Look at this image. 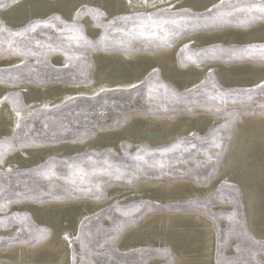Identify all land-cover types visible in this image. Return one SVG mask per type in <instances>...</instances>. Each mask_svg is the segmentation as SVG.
I'll return each mask as SVG.
<instances>
[{
  "label": "rangeland",
  "instance_id": "374dc122",
  "mask_svg": "<svg viewBox=\"0 0 264 264\" xmlns=\"http://www.w3.org/2000/svg\"><path fill=\"white\" fill-rule=\"evenodd\" d=\"M16 1L18 0H0V8L2 10L8 9L11 3ZM140 1L142 2V0ZM182 8L183 7L176 8L174 11H180ZM89 9L97 8L84 9L80 18L77 19L76 17L73 21H66L59 16H54L44 21H38L41 26L38 27L35 32H26L24 36H13L10 35V33L24 32L25 29L29 28L32 24L37 23V21L17 30H13L6 25L0 27L7 29V31H0V81H2L0 82V87L6 89L5 97L8 98L5 99L4 97L2 101L5 104L10 103L14 107L12 101L18 97L22 105L21 115L25 118L21 121V127L16 130L14 136L5 135L3 138H0V142L6 140L11 141L15 146L14 150L5 154L4 163L0 164V204H5L8 200L13 201V203L7 204L3 211H0V220L4 221V223L0 225V249L9 248L15 245H23L24 248L29 247L31 249H38L40 246H44V242L52 235L51 230L39 226L27 213H20V211L16 210L19 207L78 200H91L104 203L107 199L108 193L114 192L123 187L133 188L139 186L141 183L174 184L187 181H194L202 184L210 183V181L220 173V170L224 165L232 144L237 123L240 122L244 115H246L245 113L264 114V109L259 107L261 103H264V98L261 96L260 89H254L256 96L251 102H248L243 95L239 96L236 102H233L231 99L226 103H221L219 101L214 102L216 107L220 109L219 112H217L215 108L210 109L195 103H176L172 100L171 94L173 92L189 100L194 99L202 101L208 93L215 94L216 91L242 93L244 90L250 89L246 87H224L219 84L213 74L209 76L205 84H197L191 89L195 90L199 85V95H190L189 90L184 91L176 88L172 83L163 80L156 72H151L148 74L149 76L146 75L144 80L142 79L139 81L140 83L136 82L135 84H132L136 87L128 85L125 88L124 85H109L102 84L101 82H97L96 84L93 81L95 73L94 53H119L127 56H134L141 53L151 54L165 49H171L198 32L209 31H195L189 34H184L175 40L171 46L154 47L150 46L148 41L143 37H125L123 33L111 30L109 33L110 38L107 42L109 47L107 49L101 47L93 50H85L77 48L75 43L65 39V37L71 35L70 33H62L58 31V29L63 28L65 24L71 25L76 23L77 25L82 26L84 34L92 40L93 43H97L104 36V28L98 27L97 25L107 24L111 20L107 19L105 13L101 10L100 11L104 15L100 20L93 19L92 15L83 14ZM136 11L143 12L142 10ZM154 11L155 9L152 7L150 12ZM190 11L197 14L207 12ZM87 16H89L90 21L93 22V27L100 31V35L97 38L90 36L87 31L88 29L84 23ZM55 17H59L60 19L57 20ZM118 18L119 17L116 19ZM45 22H50L54 24L55 27H45ZM258 22L264 21H257L248 26H238L233 24L223 28H246ZM120 40H124V43H119ZM37 41H39V46L37 45ZM10 42H14L13 47L20 46L31 49L33 52L42 53V55L16 54L8 47ZM70 43L71 47H69ZM49 45L52 46L51 49H49ZM212 48L227 49L228 47ZM66 51L70 53L74 52L82 58L80 60L69 61L68 56L65 55ZM183 57L184 52L181 50L179 54V63L182 66L197 65L200 67H213L216 64L214 63L215 60L239 63H244L246 61L249 63L257 62V64L264 65V63L258 61H229L227 58L193 64L191 62H182ZM61 59L67 61V63L64 64L65 66ZM17 76L20 77V79H11V77ZM213 83L216 86L215 88H213ZM161 84L168 87L169 91L167 94L165 93V90L160 87ZM58 85L65 86L66 91H69L70 89V91L76 90L80 92L76 95L69 96L73 98L72 100H69V97H67L64 101L59 103L60 105L55 104L47 110L37 108L33 112V115L29 116V105L23 96L25 89L28 87L44 89L49 86ZM149 87L153 90L151 99L149 97ZM101 89H105V91H101ZM189 109H191V111H189ZM229 113L236 114L235 121L229 128L223 129L221 126L224 125L226 121L233 120V116H230ZM203 114L211 115L223 120L208 134L202 136L207 138L214 129L221 128V136L226 147L223 149L222 158L219 163L213 160L207 163V166L199 167V161L207 160V156L202 150L207 148V145H199L196 138H186L180 140L197 143L201 150H192L191 152L178 151L175 153L174 158L171 161L170 169L166 168L161 170L159 168L143 165V171H139L137 173V178L133 179L131 183H128L127 178L123 180H115L114 178L107 176H88L85 178L84 184L80 185V178L72 176V170L68 168V165L74 163L82 165L86 171L90 173L93 167V161L95 162L96 167H102L104 166V161L108 160L113 168L118 167L121 170L133 172L136 171L135 165L140 163L135 161L133 157L137 155L141 149L157 153L156 159H159V150L176 143L178 140L161 147L142 144L134 149L127 144L130 142L126 141L121 144L119 152L113 149L104 151L93 150L74 157L54 158L47 163L34 168H26L22 165L9 166L11 158L16 154L18 155L20 151L26 152V150H29L27 152H31L33 150H55L66 146L77 148L80 146H91L97 141L103 139L105 134L121 130L125 125L128 123L130 124L139 116L164 119L175 118L177 116L181 117L184 115L196 116ZM6 119L7 114L5 115V120ZM1 123L2 121H0V124ZM3 124H5V122H3ZM45 125H47V127H45ZM15 137H26L29 140H34L35 144L29 147L20 148V140L14 139ZM197 137H199V135H197ZM220 151L221 149L215 148L208 150L210 155H215V153ZM140 154L143 155L144 153ZM88 157H91L92 160H89ZM146 158L149 159V164L154 162L152 158ZM53 164L56 165L55 171L59 176H68L70 179H76L77 186L86 188L91 186L88 183L89 180L93 182L103 181L104 184L100 198H96V196L91 194L71 191L74 186L69 183L68 179L54 177L49 180L42 175H37L38 172L45 170ZM214 167L215 176L212 171ZM9 169H11V172L8 171ZM197 177H199V179H197ZM205 177H208V179H204ZM215 181L216 179L214 182ZM222 182L223 181L217 184V187L219 188L216 186L214 187L216 192L214 191L215 193L211 197L204 199L203 197L195 196L190 199V202L197 201L201 205H207L206 208L192 207L189 202L184 204L172 202L167 204L168 208H164L166 206H161L163 207L162 211L160 206H154V203L151 202V200L150 202L149 200H142V203H134V201L120 203L116 200V197L111 198L108 202L104 203V207L101 211L82 222L76 239L77 245H75L73 249V254L78 258L77 264H154L153 262L156 258H161L166 261H161L159 264H176V258L168 250H154L149 248L141 251L133 250L134 252H124L121 249V240L126 232L154 214L174 212L201 213L215 224L218 239V264H259L260 261H264V253H260L258 251V246L253 243V240H256L250 232L248 217L247 222L245 219V214L247 216V209L246 212H244L241 203L232 188L233 185ZM17 193H24V195L17 196ZM237 200L239 203H236ZM209 201L211 202L209 203ZM138 205L142 207L141 211L135 214V221L128 224V226L118 235L115 242L110 241L109 243H105V240L109 236L115 235L112 231L113 228L121 221H127L128 219L122 216L121 212L116 211L117 207L123 211H127ZM231 215H235L236 223L229 221L228 218ZM13 217H19V220L12 219ZM20 220H23L24 223H20ZM39 229L48 230L46 239L41 241L32 239L33 235L37 234V230ZM245 231L249 233L252 240L241 235V233ZM21 241H29V243H21ZM82 242L87 244L91 251L85 252L82 247ZM237 249H239V251H237Z\"/></svg>",
  "mask_w": 264,
  "mask_h": 264
},
{
  "label": "bare ground",
  "instance_id": "6f19581e",
  "mask_svg": "<svg viewBox=\"0 0 264 264\" xmlns=\"http://www.w3.org/2000/svg\"><path fill=\"white\" fill-rule=\"evenodd\" d=\"M236 1L230 0V2ZM216 3H219V0H168L167 3H159L157 0V7L174 5L173 10L183 7L202 12L212 8ZM88 8L99 9L105 13L107 19L112 20L129 15L136 10L150 12L152 0H149L147 5L140 0H132L131 5L128 0H18L11 3L8 9L0 8V27L6 25L17 30L54 16L73 21L77 17L76 13H82ZM84 23L90 36L97 38L100 35V31L93 27L89 16ZM248 44H264V22H258L246 28H220L209 32H198L171 49L151 54L127 56L119 53L97 52L93 55L95 60L93 81L96 84L101 82L109 85L130 86L144 80L145 76L151 72H156L163 80L172 83L176 88L187 91L197 84L206 82L213 74L219 84L224 87L258 89L257 84L264 83V65L257 62L215 60L216 64L213 67L182 66L179 63V54L185 45L192 50H198L212 47H244ZM61 61L63 65L67 63L65 59ZM79 92L70 91V89L66 91L63 85L49 86L44 89L28 87L23 96L28 102L29 113H33L37 108L47 110ZM5 94L6 89L0 87V101ZM0 118L2 121L0 138L5 135L14 136L18 118L15 115V108L10 103H0ZM222 121L220 118L207 114L164 119L139 116L131 124L128 123L129 125H125L121 130L113 132V135L97 142L99 145L106 142L112 146L111 149L119 152L121 146L119 139L126 135L127 141L130 142L127 144L133 149L142 144L161 147L180 139L195 138L193 133L196 137L197 135L202 137ZM27 151L29 150L20 151L18 155L13 156L9 166H17L23 158L40 162L47 156L44 150ZM220 180L234 185L241 192L246 204L250 232L256 241L264 243V114L244 115L237 123L224 165L210 183L202 184L194 181L174 184L141 183L133 188L126 186L127 188H119L108 193L104 203L115 197L120 203L131 201L142 203V200H149V202L151 200L154 206H160L163 211V207L168 208L167 204L172 202L184 204L190 202V199L195 196H202L204 199L211 197L216 192L214 187L218 186ZM104 203L78 200L17 208L16 210L20 213H27L42 228L51 230L52 235L44 242V246L39 245L38 249L24 248L23 245V247L15 245L0 249V264H73V249L77 245L76 239L84 218L87 219L92 212L101 210ZM121 241V249L124 252L149 248L168 250L176 258V264H218L217 228L201 213L154 214L126 232ZM77 260L75 256L76 264ZM161 261L165 260L156 258L153 263L159 264Z\"/></svg>",
  "mask_w": 264,
  "mask_h": 264
},
{
  "label": "snow or ice",
  "instance_id": "6c2138e0",
  "mask_svg": "<svg viewBox=\"0 0 264 264\" xmlns=\"http://www.w3.org/2000/svg\"><path fill=\"white\" fill-rule=\"evenodd\" d=\"M132 0H128V3L131 5ZM142 2L147 5L149 0H142ZM168 0H159V3H167ZM152 7L155 9L154 12H139L134 11L130 15H124L119 17L118 19H113L109 21L107 24H98V27L104 28V36L97 42L93 43L83 31L82 26L73 23L71 25L65 24V26L58 31L62 33H70L71 35L65 37L70 42L75 43L77 48L85 49V50H93L98 48L109 47L107 43L109 40V33L111 30H115L116 32L123 33L125 37H143L145 38L150 46L161 47V46H171V44L180 38L184 34H189L195 31H210L220 29L229 25L236 24L238 26H248L257 21H264V0H237L236 3H231L230 0H219V3L213 5L212 8L207 9L206 13H193L188 9H181L180 11H174V5L171 7H159L157 8V0H152ZM87 15H92L93 19L100 20L103 17V13L99 9H89L86 13ZM242 14V18H241ZM82 13H76L77 19L80 18ZM55 19L59 20V17H55ZM40 23H34L29 28L25 29L24 32H16L10 33L13 36H24L26 32H35L38 27H40ZM45 27H55L54 24L50 22L44 23ZM0 31H7L6 28H0ZM14 42H10L8 47L13 52L19 55H42V53L33 52L31 49L23 48L20 46L13 47ZM119 43L123 44L124 40H120ZM37 45L39 46V41H37ZM51 49V45L48 46ZM71 47V43L69 44ZM63 50V49H61ZM184 57L182 62H191L193 64L204 63L205 61H211L215 59H224L227 58L229 61L238 60V61H258L260 63H264V44H248L244 47L239 48H206L199 50H191L188 45L184 46L183 49ZM65 55L68 56L69 61L80 60L82 57L77 55L76 53L65 52ZM13 80H18L20 77H11ZM2 82V81H0ZM206 82H202L205 84ZM133 87H136L133 85ZM161 88L165 90V93H168V87L166 85L161 84ZM215 84L213 83V88H215ZM261 90V96L264 98V83H259L256 86ZM198 85L195 90H189L190 95H199ZM101 91H105V89H101ZM152 88L149 87V97H152ZM243 95L248 102L253 101L256 96V92L254 89L244 90L242 93L240 92H221L216 91L215 94L208 93L205 95V99L200 100H189L185 97L179 96L176 93L171 94V98L176 103H195L199 104L203 107L215 108L217 112L220 111L214 102L219 101L221 103L228 102L231 99L233 102L237 101L239 96ZM5 99H8L5 97ZM72 100V97L68 98ZM243 102V101H241ZM3 103V101H0ZM15 108V115L18 118L16 123V128L19 129L21 127V121L25 119L22 115V105L19 98H15L12 101ZM261 109H264V103L259 105ZM191 111V109H189ZM246 115H251L252 113H245ZM33 113H29V116H32ZM230 116H233V120L226 121L224 125L221 126L223 129L229 128L235 121L236 114L229 113ZM47 127V125H45ZM221 128L214 129L209 137H196V134L193 133V136L199 142V145H207V148L202 149L207 156L206 161H199L198 166L203 167L207 166V163L215 160L217 163L222 158L223 149H225L226 145L224 144L223 138L221 136ZM14 139H19V147L25 148L35 144L34 140H29L26 137H15ZM14 145L11 141H3L0 142V164L4 163V156L7 152L14 150ZM211 148L221 149L220 152L215 153V155H210L208 150ZM192 150L200 151L201 149L198 147L197 143H193L192 141L187 140H178L176 143L164 147L159 150V159H156L157 153L152 151H145L141 149L137 155L133 157L135 161L140 163L135 165L136 171L128 172L126 170H121L120 168H113V166L108 162V160L104 161V166L96 167L95 162L93 161V167L91 172L89 173L86 169L79 164H70L68 168L72 170L73 177L80 178V185H83L85 182V178L88 176H107L110 178H114L115 180H123L127 178L128 183H131L133 179L137 178V173L139 171H143V165H147L153 168H159L164 170L166 168L170 169L171 161L174 158L175 153L178 151L182 152H191ZM140 153H144L143 155ZM152 158L154 160L153 163L149 164V159ZM89 160H92L91 157H88ZM56 165L53 164L45 170L38 172L37 175H42L44 178L51 180L52 178H62L68 179L69 183L74 187L71 191H78L81 193L91 194L96 196V198H100V194L103 189V181L93 182L91 180L88 183L91 185L89 187H80L77 186L76 179H70L68 176H59L55 171ZM11 172V169L8 170ZM192 171V170H189ZM215 171V167L212 169ZM199 179V177H197ZM204 179H208L205 177ZM71 194V193H70ZM237 194L238 190H237ZM17 196H23L24 193H17ZM211 201H209L210 203ZM13 201L8 200L5 204H0V211H3L7 204H11ZM192 207H207V205H201L197 201L189 202ZM236 203H239L237 200ZM140 205L136 206L133 209L123 211L119 207H117L116 211L121 212V215L128 218L127 221H121L113 228V232L115 235L109 236L105 243L115 242L118 235L128 226L135 221V214L141 211ZM12 219L19 220V217H13ZM229 221L236 223L235 215L229 216ZM4 221L0 220V225H2ZM20 223H24L23 220H20ZM31 231V230H30ZM47 229H39L37 230V234L33 235L32 239L41 241L47 238ZM241 235L245 236L247 239L252 240V237L249 235L247 231L242 232ZM79 238V237H78ZM21 243H29V241H21ZM253 243L258 246V251L260 253H264V243L256 242L253 240ZM82 247L85 252L91 251L87 244L82 242ZM239 251V249H237ZM73 264H75V254H73ZM259 264H264V261H260Z\"/></svg>",
  "mask_w": 264,
  "mask_h": 264
},
{
  "label": "water",
  "instance_id": "95a60500",
  "mask_svg": "<svg viewBox=\"0 0 264 264\" xmlns=\"http://www.w3.org/2000/svg\"><path fill=\"white\" fill-rule=\"evenodd\" d=\"M125 87H127V86H125ZM113 134H114L113 132L109 133V134H105L103 136V139H105V137L107 138V137H109V136H111ZM119 140H120L119 141V145L124 143V142H126L127 141L126 135L124 137H121ZM111 148H112V146L110 144H107L106 142H103V144H100V145L98 144V142H96L95 144H93L91 146H88V147L80 146V147L77 148V147H73V146H66V147H63V148H60V149H55V150H44V153L47 155L44 160H42L40 162L39 161L38 162H34L33 160H25V158H23V159H21V161L19 162L18 165H22L23 167H26V168H34L36 166H39L41 164L46 163L47 160H49V159H53V158H57V157H74V156H77V155L84 154V153H86L87 151H90V150H109ZM32 155L34 156V154H32ZM213 175L215 176V171L213 172ZM217 188H219V187H217ZM232 188L235 191L236 196L239 199L244 212H246V205H245V201L243 199L242 194L239 191H238L239 194H237V190L238 189L234 185H233ZM193 189L195 190V188H193ZM192 196H194V195H192ZM196 197H199V196H196ZM200 197H202V196H200ZM99 211H101V210L94 211L91 214H89L87 217H90L91 215H94V214L98 213ZM85 219H86V217L84 218V220ZM245 219H246V222H247L246 214H245Z\"/></svg>",
  "mask_w": 264,
  "mask_h": 264
}]
</instances>
